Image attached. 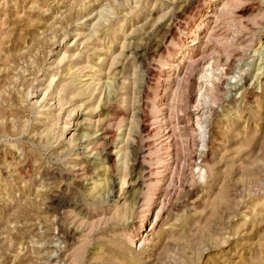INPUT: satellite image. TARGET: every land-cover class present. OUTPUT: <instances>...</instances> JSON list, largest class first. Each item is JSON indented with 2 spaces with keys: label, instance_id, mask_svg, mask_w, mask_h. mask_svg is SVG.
<instances>
[{
  "label": "rangeland",
  "instance_id": "1",
  "mask_svg": "<svg viewBox=\"0 0 264 264\" xmlns=\"http://www.w3.org/2000/svg\"><path fill=\"white\" fill-rule=\"evenodd\" d=\"M263 44L264 0H0V264H264Z\"/></svg>",
  "mask_w": 264,
  "mask_h": 264
},
{
  "label": "bare ground",
  "instance_id": "2",
  "mask_svg": "<svg viewBox=\"0 0 264 264\" xmlns=\"http://www.w3.org/2000/svg\"><path fill=\"white\" fill-rule=\"evenodd\" d=\"M229 2V1H228ZM225 3L223 4V6L225 7ZM216 14H218V12L217 13H213V15H208V16H206L207 18H215L216 17ZM215 21V20H214ZM214 21H213V24L212 25H214ZM211 23H210V21H206V20H202L201 21V23L200 24H198L196 27H197V29L195 30V32H197V31H200V33H199V36H200V34H202L201 35V37L203 36L204 38H205V40L203 39H199L198 37H197V35H195V36H193V38H192V40H191V44L190 45H188L187 47L188 48H184V49H181V48H179V50L178 51H182V53H181V60H180V62L182 61V62H184V70H188L189 68H190V66H191V64L192 63H195V62H197V60H198V58L199 57H201V56H203V54H205L204 53V51L202 50V49H200L201 48V45L205 42H207V40H209V39H211V38H214V37H216L217 36V33H216V27H215V25L214 26H211L210 25ZM203 26V28H201ZM217 38V37H216ZM199 39V40H198ZM156 43V42H155ZM264 45V44H263ZM154 47V46H153ZM152 48V47H151ZM149 49V48H148ZM145 50V49H144ZM163 49L161 48V47H159V46H155V49H154V53L156 54V52H160L161 54H162V51ZM146 52V51H145ZM175 52V51H174ZM257 52V51H256ZM260 53L262 54V55H264V46H260ZM141 54V53H140ZM154 54V55H155ZM165 54V53H164ZM137 55V54H136ZM151 55V54H150ZM259 55V54H258ZM143 56H144V54H143ZM142 56V57H143ZM164 56V55H163ZM139 57V56H138ZM141 57V56H140ZM139 57V58H140ZM153 57V56H152ZM142 59H144V58H142ZM142 59H140V60H142ZM146 60V59H145ZM261 60H262V58H261ZM143 61V60H142ZM172 61V59H165V63L163 64L164 66H168L169 65V62H171ZM179 67V66H178ZM182 67V66H181ZM178 69V68H177ZM176 70V69H175ZM178 71V70H177ZM176 75V74H175ZM161 76V74H158V76H157V83H161V81H162V83L164 82L165 83V85L163 86V89H162V92H164L165 94H167V96L169 97L168 99H170V100H174L176 97H177V95H178V89L180 88V86H181V81H182V79L183 78H179L178 79V76L179 75H177V77H171L170 75L169 76H167V77H164V78H161L160 77ZM170 77V78H169ZM204 77V76H203ZM168 78H169V80H168ZM184 80V79H183ZM241 80V79H240ZM186 81V80H185ZM155 86V85H154ZM158 86L159 85H156L155 86V93L156 92H158L157 90L159 89L158 88ZM154 96V98L155 99H157L158 98V94H156V95H153ZM163 97V96H162ZM204 101H205V104H209L210 102H213L214 101V96H211V95H209V94H205L204 95ZM163 105V98L160 100V102H158V105H155V107H153V118H154V120L159 116V114H158V112H160V111H162V107H160V106H162ZM170 107V106H169ZM166 115V114H165ZM141 116V115H140ZM164 116V115H163ZM200 119L199 120H201V122H199V124L200 125H202L203 123L202 122H204L203 121V119H204V113H200V115L198 116ZM206 118V117H205ZM205 120V119H204ZM145 122V121H144ZM205 123V122H204ZM202 129V128H201ZM143 130H145L146 131V126H144L143 125ZM108 134V133H107ZM205 135V134H204ZM111 137L109 138V136H108V138H103L102 140H104L103 142H105V145H109L110 144V141H111ZM110 155L111 154H109V153H107V156L105 157V159L107 158L108 160H111L110 159ZM163 160V159H162ZM162 163V168L163 169H165L166 170V168L168 169V165H169V163H164L163 161L161 162ZM164 181V177H161V178H159V181H158V183L159 184H161L162 182ZM164 183V182H163ZM154 184H156V183H154ZM162 185H164V184H162ZM163 192V191H162ZM155 200V199H154ZM154 202V201H153ZM161 199L159 200V204H160V206H161ZM152 205V204H151ZM155 218H157V215L155 216ZM156 228H159V227H157V226H155V227H152L150 230H149V232H151V231H153L154 229H156ZM155 231V230H154ZM149 235H141V237H140V239H139V245L140 246H142V244L144 243V242H146L147 240H149L148 237Z\"/></svg>",
  "mask_w": 264,
  "mask_h": 264
}]
</instances>
